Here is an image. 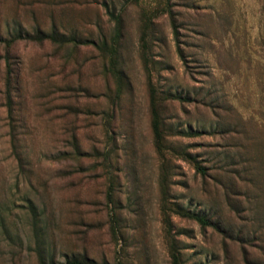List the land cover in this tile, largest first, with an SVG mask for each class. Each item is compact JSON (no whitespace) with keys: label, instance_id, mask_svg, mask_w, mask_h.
<instances>
[{"label":"rangeland","instance_id":"374dc122","mask_svg":"<svg viewBox=\"0 0 264 264\" xmlns=\"http://www.w3.org/2000/svg\"><path fill=\"white\" fill-rule=\"evenodd\" d=\"M173 256L264 264V0H0V264Z\"/></svg>","mask_w":264,"mask_h":264},{"label":"trees","instance_id":"16d2710c","mask_svg":"<svg viewBox=\"0 0 264 264\" xmlns=\"http://www.w3.org/2000/svg\"><path fill=\"white\" fill-rule=\"evenodd\" d=\"M8 105L9 107L11 108L10 106V97L8 95ZM9 111H11V109H9ZM152 128H153V131H154V135H155V138H156V142L159 144L160 141H161V134H160V129H159V122H158V117H157V114L154 113V117H153V123H152ZM196 170L201 173V174H204V169L202 167H200L199 165L197 166ZM183 216L187 217L188 219H191V220H194L196 222H198L200 225L202 226H206L208 225V221L201 217V216H198V215H193V214H186L184 213ZM173 262L174 264H177V259L175 256H173ZM39 264H47L42 258L39 259ZM65 264H91V263H87V262H84V261H81V260H67L65 262Z\"/></svg>","mask_w":264,"mask_h":264}]
</instances>
